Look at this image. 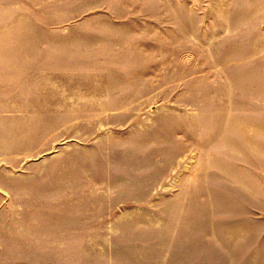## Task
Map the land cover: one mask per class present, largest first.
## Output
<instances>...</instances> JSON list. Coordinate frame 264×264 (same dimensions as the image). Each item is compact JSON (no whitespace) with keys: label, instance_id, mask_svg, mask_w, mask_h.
<instances>
[{"label":"rangeland","instance_id":"rangeland-1","mask_svg":"<svg viewBox=\"0 0 264 264\" xmlns=\"http://www.w3.org/2000/svg\"><path fill=\"white\" fill-rule=\"evenodd\" d=\"M20 4L0 264H264V0Z\"/></svg>","mask_w":264,"mask_h":264},{"label":"crops","instance_id":"crops-1","mask_svg":"<svg viewBox=\"0 0 264 264\" xmlns=\"http://www.w3.org/2000/svg\"><path fill=\"white\" fill-rule=\"evenodd\" d=\"M24 1L34 2V0H0V82L3 80L11 81L18 72L14 70V67L25 62L24 60L19 61L16 57H6L8 51L18 49L16 36L18 34L25 36L24 44L28 50L29 37H32L34 33L33 28H29L30 23L34 27L33 23L32 21L29 22V15H26L20 4Z\"/></svg>","mask_w":264,"mask_h":264}]
</instances>
